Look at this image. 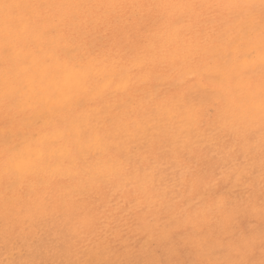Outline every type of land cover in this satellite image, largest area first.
Listing matches in <instances>:
<instances>
[{
    "label": "rangeland",
    "instance_id": "rangeland-1",
    "mask_svg": "<svg viewBox=\"0 0 264 264\" xmlns=\"http://www.w3.org/2000/svg\"><path fill=\"white\" fill-rule=\"evenodd\" d=\"M263 116L264 0H0V264H264Z\"/></svg>",
    "mask_w": 264,
    "mask_h": 264
},
{
    "label": "bare ground",
    "instance_id": "bare-ground-1",
    "mask_svg": "<svg viewBox=\"0 0 264 264\" xmlns=\"http://www.w3.org/2000/svg\"><path fill=\"white\" fill-rule=\"evenodd\" d=\"M52 1H53V0H52ZM80 1H81V0H80ZM102 1H103V0H102ZM121 1H123V0H121ZM136 1H137V0H136ZM138 1H140V0H138ZM216 1H217V0H216ZM227 1H228V0H227ZM17 2H18V1H17ZM75 2H76V1H75ZM110 2H111V1H110ZM152 2H153V1H152ZM188 2H189V1H188ZM196 2H197V1H196ZM208 2H209V1H208ZM114 3H115V2H114ZM114 3H113V4H114ZM131 3H132V1H131ZM143 3H144V2H143ZM169 3H170V2H169ZM184 3H185V2H184ZM190 3H191V2H190ZM92 4H93V3H92ZM97 4H98V3H97ZM116 4H117V2H116ZM188 4H189V3H188ZM117 5H118V4H117ZM126 5H127V4H126ZM252 5H253V4H252ZM90 6H91V5H90ZM93 6H94V5H93ZM95 6H97V5H95ZM113 6H114V5H113ZM133 6H134V5H133ZM166 6H167V5H166ZM186 6H187V5H186ZM204 6H205V5H204ZM86 7H87V6H86ZM110 7H111V6H110ZM173 7H174V6H173ZM207 7H208V6H207ZM207 7H206V8H207ZM65 8H66V7H65ZM170 8H171V7H170ZM208 8H209V7H208ZM231 8H232V7H231ZM241 8H242V7H241ZM241 8H240V9H241ZM71 9H72V7H71ZM83 9H84V8H83ZM105 9H106V8H105ZM172 9H173V8H172ZM242 9H243V8H242ZM57 10H59V9H57ZM63 10H64V9H63ZM109 10H110V9H109ZM112 10H113V9H112ZM184 10H185V9H184ZM169 12H170V11H169ZM108 13H109V12H108ZM148 13H150V11H149ZM173 13H174V12H173ZM190 13H191V12H190ZM83 14H84V13H83ZM152 14H153V13H152ZM176 14H177V12H176ZM179 14H180V13H179ZM179 14H178V15H179ZM223 14H225V13H223ZM223 14H222V15H223ZM189 15H190V14H189ZM235 15H236V14H235ZM99 16H100V15H99ZM168 17H169V16H168ZM216 17L218 18V16H215V18H216ZM230 17H231V16H230ZM102 18H103V17H102ZM150 18H151V17H150ZM190 18H191V17H190ZM215 18H214V19H215ZM227 18H228V17H227ZM107 19H108V18H107ZM132 19H133V17H132ZM123 20H124V19H123ZM133 20H134V19H133ZM49 21H50V20H49ZM98 21H99V20H98ZM110 21H111V20H110ZM227 21H228V20H227ZM258 22H259V21H258ZM222 23H223V22H222ZM192 24H193V23H192ZM143 25H144V24H143ZM160 25H162V24H160ZM185 25H186V24H185ZM151 26H153V25H151ZM205 26H206V25H205ZM249 26H251V25H249ZM183 27H184V26H183ZM187 27H188V26H187ZM187 27H186V28H187ZM199 27H200V26H199ZM235 27H237V26H235ZM163 28H164V26H163ZM173 28H174V27H173ZM157 29H159V28L157 27ZM165 29H167V28H165ZM139 30H140V29H139ZM155 30H156V29H155ZM183 30H184V29H183ZM183 30H181V31H183ZM214 30H215V29H214ZM146 31H147V30H146ZM146 31H145V32H146ZM159 31H160V30H159ZM172 31H173V30H172ZM177 31H178V30H177ZM192 31H193V30H192ZM196 31H197V30H196ZM241 31H242V29H241ZM256 31H258V30H256ZM155 32H156V31H155ZM173 32H174V31H173ZM135 33L138 34V32H135ZM169 33H170V32H169ZM139 34H140V33H139ZM188 34H189V32H188ZM204 34H205V33H204ZM128 35H129V34H128ZM144 35H145V34H144ZM148 35H149V34H148ZM151 35H152V34H151ZM155 35H156V34H155ZM158 35H159V33H158ZM172 35H173V33H172ZM186 35H187V34H186ZM215 35H216V34H215ZM140 36H141V35H140ZM165 36H166V35H165ZM128 37H129V36H128ZM130 37H131V36H130ZM141 37H142V36H141ZM153 37H154V35H153ZM153 37H150V38H153ZM156 37H157V36H156ZM159 37H161V36H159ZM176 37H177V36H176ZM176 37H175V39H176ZM189 37H190V36H189ZM191 37H192V36H191ZM197 37H198V35H197ZM133 38H134V37H133ZM144 38H145V37H144ZM157 38H158V37H157ZM161 38H162V37H161ZM168 38H169V37H168ZM181 38H182V37H181ZM9 39H10V38H9ZM131 39H132V38H131ZM146 39H147V38H146ZM162 39H163V38H162ZM169 39H171V36H170ZM195 39H196V38H195ZM205 39H206V38H205ZM248 39H249V38H248ZM150 40H151V39H150ZM141 41H143V40H141ZM155 41H156V40H155ZM158 41H160V40H158ZM172 41H173V40H172ZM181 41H182V40H181ZM189 41H190V40H189ZM192 41H194V39H193ZM162 42H163V40H162ZM201 42H202V41H201ZM128 43H129V41H128ZM147 43H150V42H147ZM154 43H155V42H154ZM158 43H159V42H158ZM163 44H165V42H164ZM163 44H162V45H163ZM169 44H170V43H169ZM204 44H205V43H204ZM208 44H209V43H208ZM155 45H156V44H155ZM157 45H158V44H157ZM159 45H160V44H159ZM181 45H182V44H181ZM196 45H197V44H196ZM257 45H258V44H257ZM137 46H138V45H137ZM139 46H140V45H139ZM150 46H151V45H150ZM160 46H161V45H160ZM21 47H22V46H21ZM145 47H147V46H145ZM152 47H153V45H152ZM154 47H155V46H154ZM154 47H153V48H154ZM161 47H162V46H161ZM166 47H167V46H166ZM177 47H179V46H177ZM136 48H137V47H136ZM181 48H182V47H181ZM181 48H179V49H181ZM140 49H141V48H140ZM143 49H144V47H143ZM143 49H142V52H143ZM148 49H149V48H148ZM158 49H159V48H158ZM162 49H163V48H162ZM162 49H161V50H162ZM167 49H168V48H167ZM146 50H147V49H146ZM153 51H155V50H153ZM164 51H165V49H164ZM167 51H168V50H167ZM195 51H196V50H195ZM126 52H127V51H126ZM140 52H141V51H140ZM157 52H159V51H157ZM186 52H187V51H186ZM110 53H111V52H110ZM130 53H131V52H130ZM161 53H163V52H161ZM164 53H165V52H164ZM166 53H167V52H166ZM143 54H144V53H143ZM179 54H180V53H179ZM223 54H224V53H223ZM110 56H111V55H110ZM135 56H136V55H135ZM135 56H134V58H135ZM139 56H140V55H139ZM145 56H146V55H145ZM147 56H148V55H147ZM154 56H155V55H154ZM170 56H171V55H170ZM189 56H190V55H189ZM131 57H133V56H131ZM150 57H151V56H150ZM150 57H149V58H150ZM162 57H163V55H162ZM194 58H195V57H194ZM136 59H137V57H136ZM140 59H141V58H140ZM161 59H162V58H161ZM132 60H133V59H132ZM146 62H147V61H146ZM208 62H209V61H208ZM112 64H113V63H112ZM120 64H121V63H120ZM135 64H136V63H135ZM164 64H165V63H164ZM178 65H179V64H178ZM244 65H245V64H244ZM94 66H95V65H94ZM132 66H133V65H132ZM241 66H242V64H241ZM110 67H111V66H110ZM117 67H118V66H117ZM138 67H139V66H138ZM148 67H149V66H148ZM174 68H175V67H174ZM181 68H182V67H181ZM247 68H249V67H247ZM121 70H122V69H121ZM150 70H151V69H150ZM89 71H90V70H89ZM89 71H87V72H89ZM185 71H186V70H185ZM129 72H132V71H129ZM135 72H136V70H135ZM167 72H168V71H166V73H167ZM182 72H183V71H182ZM91 73H92V72H91ZM96 73H98V71H96ZM109 73H110V72H109ZM200 73H202V72H200ZM205 73H206V72L204 71V74H205ZM105 74H106V73H105ZM180 74H181V73H180ZM93 75H94V74H93ZM119 75H120V74H119ZM135 75H136V74H135ZM144 75H146V74H144ZM258 75H259V74H258ZM102 76H103V75H102ZM102 76H101V77H102ZM129 76H130V75H129ZM174 76H175V75H174ZM188 76H189V75H188ZM224 76H225V75H224ZM99 77H100V76H99ZM101 77H100V78H101ZM146 77H147V76H146ZM172 77H173V76H172ZM191 78H192V77H191ZM142 79H143V78H142ZM200 79H201V78H200ZM239 79H240V78H239ZM6 80H7V79H6ZM98 80H99V79H98ZM107 80H108V79H107ZM107 80H106V81H107ZM132 80H133V79H132ZM132 80H129V81H132ZM191 80H195V79H191ZM99 81H100V80H99ZM111 81H112V80H111ZM165 81H166V80H165ZM240 81H242V80H240ZM97 82H98V81H97ZM163 82H164V81H163ZM189 82H191V81H189ZM189 82H188V83H189ZM216 82H217V81H216ZM120 83H121V82H120ZM127 83H128V85H131V82H130V83L127 82ZM137 83H138V81H137ZM158 83H159V82H158ZM221 83H222V82H221ZM145 84H146V83H145ZM147 84H148V83H147ZM150 84H151V83H150ZM156 84H157V83H156ZM184 84H185V83H184ZM184 84H183V85H184ZM222 84H223V83H222ZM52 85H53V84H52ZM102 85H103V84H102ZM121 85H122V84H121ZM124 85H125V84H124ZM139 85H140V84H139ZM154 85H155V84H154ZM154 85H152V86L154 87ZM157 85H159V84H157ZM166 85H167V84H166ZM186 85H187V84H186ZM104 86H105V84H104ZM126 86H127V85H126ZM144 86H145V85H144ZM190 86H191V84H190ZM34 87H35V86H34ZM131 87H132V86H131ZM133 87L136 88V86H133ZM137 87H138V86H137ZM145 87H146V86H145ZM145 87H144V89H145ZM180 87H181V86H180ZM105 88H106V86H105ZM108 88H109V87H108ZM120 88H121V86H120ZM135 88H134V89H135ZM139 88H140V87H139ZM175 88H176V87H175ZM128 89H129V88L127 87V90H128ZM149 89H150V88H149ZM163 89H164V88H163ZM248 89H249V88H248ZM105 90H106V89H105ZM121 90H122V89H121ZM129 90H130V89H129ZM139 90H140V89H139ZM161 90H162V89H161ZM177 90H178V89H177ZM227 90H228V89H227ZM257 90H258V89H257ZM26 91H27V90H26ZM57 91H58V90H57ZM122 91H123V90H122ZM130 91H131V90H130ZM143 91H144V90H143ZM152 91H153V88H152ZM210 91H211V90H210ZM102 92H104V91H102ZM110 92H111V91H110ZM123 92H124V91H123ZM159 92H160V91H159ZM178 92H179V91H178ZM229 92H231V91H229ZM255 92H256V91H255ZM79 93H80V92H79ZM83 93H84V92H83ZM146 93H147V92H146ZM152 93H153V92H152ZM152 93H151V94H152ZM156 93H157V92H156ZM160 93H161V92H160ZM160 93H159V94H160ZM54 94H56V93H54ZM72 94H73V93H72ZM128 94H129V93H128ZM227 94H228V93H227ZM42 95H43V94H42ZM78 95H80V94H78ZM83 95H85V94H83ZM97 95H99V94H97ZM108 95H109V94H108ZM130 95H131V93H130ZM130 95H129V96H130ZM132 95H133V94H132ZM132 95H131V96H132ZM136 95H137V94H136ZM157 95H158V94H157ZM51 96H52V94H51ZM112 96H113V95H112ZM142 96H143V95H142ZM73 97H75V96H73ZM76 97H77V96H76ZM80 97H82V96H80ZM85 97H86V95H85ZM101 97H102V96H101ZM104 97H105V95H104ZM104 97H103V98H104ZM115 97H116V95H115ZM164 97H165V96H164ZM233 97H234V96H233ZM34 98H35V97H34ZM34 98H33V99H34ZM71 98H72V97H71ZM90 98H92V97H90ZM122 98H123V97H122ZM192 98H193V97H192ZM78 99H79V98H78ZM106 99H107V97H106ZM132 99H133V98H132ZM185 99H186V98H185ZM227 99H228V98H227ZM98 100H99V99H98ZM122 100H123V99H122ZM156 100H157V99H155V101H156ZM113 101H114V100H113ZM116 101H117V99H116ZM128 101H129V100H128ZM151 101H152V100H151ZM97 102H98V101H97ZM133 102H134V101H133ZM133 102H132L131 104H133ZM140 102H141V101H140ZM148 102H149V101H148ZM148 102H147V103H148ZM152 102H153V101H152ZM226 102H227V100H226ZM36 103H37V102H36ZM87 103H88V102H87ZM87 103H86V104H87ZM89 103H90V102H89ZM108 103H109V102H108ZM115 103H116V102H115ZM46 104H47V103H46ZM90 104H91V103H90ZM164 104H165V103H164ZM256 104H257V103H256ZM44 105H45V104H44ZM111 105H112V104H111ZM192 105H193V104H192ZM38 106H39V105H38ZM145 106H146V105H145ZM84 107H85V106H84ZM97 107H98V106H97ZM134 107H135V106H134ZM23 108H24V107H23ZM77 108H79V107H77ZM81 108H83V107H81ZM148 108H149V107H148ZM148 108L146 109V111L149 110ZM194 108H195V107H194ZM49 109H51V108L49 107ZM85 109H86V108H85ZM96 109H97V108H96ZM186 109H187V108H186ZM75 110H76V109H75ZM75 110L72 112V114L75 112ZM110 110H111V109H110ZM134 110H135V108H134ZM134 110H133V111H134ZM141 110H142V109H141ZM34 111H35V110H34ZM43 111H44V110H43ZM43 111H42V112H43ZM64 111H65V110H64ZM99 111H100V110H99ZM152 111H153V109H152ZM39 112H41V111H39ZM47 112H48V111H47ZM60 112H61V111H60ZM76 112H77V111H76ZM76 112H75V113H76ZM78 112H80V111H78ZM100 112H101V111H100ZM100 112H99V113H100ZM111 112H112V111H111ZM111 112H110V113H111ZM57 113H58V112H57ZM67 113H68V112H67ZM75 113H74V115H75ZM113 113H114V112H113ZM113 113H112V114H113ZM141 113H142V112H141ZM143 113H144V112H143ZM143 113H142V114H143ZM149 113H150V112H149ZM161 113H162V112H161ZM181 113H182V111H181ZM76 114H78V113H76ZM81 114H82V113H81ZM117 114H118V113H117ZM133 114H135V113H133ZM146 114H147V113H146ZM47 115H48V114H47ZM59 115H60V114H59ZM70 115H71V114H70ZM70 115H68V116H70ZM89 115H90V113H89ZM89 115H88V116H89ZM138 115H139V113H138ZM157 115H158V114H157ZM181 115H182V114H181ZM247 115H248V114H247ZM78 116H79V114H78ZM121 116H122V115H121ZM100 117H101V116H100ZM133 117H135V116L133 115ZM150 117H151V116H150ZM157 117H158V116H157ZM159 117H160V116H159ZM253 117H256V116H253ZM263 117H264V116H263ZM11 118H12V117H11ZM93 118H94V117H93ZM102 118H103V117H102ZM48 119H49V118H48ZM48 119H47V120H48ZM61 119L63 120L64 118H61ZM123 119H124V118H123ZM126 119H127V118H126ZM133 119H134V118H133ZM143 119H144V118H143ZM180 119H181V118H180ZM67 120L69 121V119H67ZM67 120H66V122H67ZM92 120H93V119H92ZM116 120H117V119H116ZM129 120H130V119H129ZM129 120H128V121H129ZM136 120H137V119H136ZM170 120H172V119H170ZM177 120H178V119H176L175 122H177ZM75 121H76V120H75ZM32 122H33V121H32ZM43 122H44V121H43ZM85 122H86V121H85ZM90 122H91V121H90ZM145 122H146V121H145ZM175 122H174V123H175ZM189 122H190V121H189ZM104 123H106V122L104 121ZM104 123H103L102 125H104ZM140 123H141V122H140ZM151 123H152V122H151ZM151 123H150V124H151ZM235 123H236V122H235ZM241 123H243V122H241ZM250 123H251V122H250ZM250 123H249V124H250ZM73 124H74V123H73ZM81 124H82V123H81ZM88 124H89V123H88ZM111 124H112V123H111ZM113 124H116V123H113ZM118 124H119V123H118ZM165 124H166V123H165ZM42 125H43V124H42ZM44 125H45V124H44ZM93 125H94V124H93ZM107 125H108V124H107ZM139 125H140V124H139ZM151 125H152V124H151ZM163 125H164V124H163ZM134 126H135V125H134ZM154 126H155V124H154ZM160 126H161V125H160ZM178 126H180V124H179ZM85 127H86V126H85ZM100 127H101V126H100ZM129 127H130V126H129ZM129 127H127V128H129ZM141 127H142V126H141ZM145 127H146V126H145ZM158 127H159V126H158ZM175 127H176V126H175ZM175 127H174V128H175ZM105 128H106V127H105ZM107 128H110V127H107ZM111 128H112V127H111ZM113 128H114V127H113ZM146 128H147V127H146ZM84 129H85V128H84ZM84 129H83L82 131H84ZM117 129H118V128H117ZM117 129H116V130H117ZM139 129H140V127H139ZM155 129H156V128H155ZM167 129H168V128H167ZM105 130H106V129H105ZM109 130H110V129H109ZM144 130H146V129H144ZM184 130H186L185 127H184ZM190 130H191V129H190ZM77 131H78V130H77ZM80 131H81V129H80ZM82 131H81V132H82ZM106 131H108V130H106ZM141 131H142V130H141ZM4 132H5V131H3V133H4ZM13 132H14V134H15V131H13ZM13 132H12V133H13ZM81 132H80V133H81ZM94 132H96V131H93L92 133H94ZM159 132H160V131H159ZM159 132H158V133H159ZM168 132H169V131H168ZM182 132H183V131H182ZM23 133H24V132H23ZM43 133H44V132H43ZM120 133H121V132H120ZM155 133H156V132H155ZM170 133H171V131H170ZM174 133H175V132H174ZM77 134H78V133H77ZM77 134H76V135H77ZM107 134H108V133H107ZM107 134H105V132H104V136H106ZM130 134H131V133H130ZM146 134H147V133H146ZM148 134H149V133H148ZM151 134H152V133H151ZM159 134H160V133H159ZM41 135H42V134H41ZM46 135H48V134H46ZM78 135H79V134H78ZM80 135H81V134H80ZM116 135H117V134H116ZM125 135H126V134H125ZM131 135H132V134H131ZM149 135H150V134H149ZM152 135H153V134H152ZM99 136H100V135H99ZM137 136H138V135H137ZM137 136H136V137H137ZM141 136H142V135H141ZM141 136H140V137H141ZM160 136H161V135H160ZM170 136H171V135H170ZM190 136H191V135H190ZM38 137H39V136H38ZM38 137H37V139H38ZM75 137H76V136H75ZM101 137H102V136H101ZM123 137H124V136H123ZM154 137H155V136H154ZM163 137H164V135H163ZM249 137H250V136H249ZM18 138H19V137H18ZM39 138H40V137H39ZM70 138H72V137H70ZM70 138H69V139H70ZM73 138H74V137H73ZM80 138H81V137H80ZM83 138H84V137H83V135H82V139H83ZM168 138L170 139L171 137H168ZM168 138H165L164 141H165L166 139H168ZM178 138H179V137H178ZM28 139H29V136H28ZM87 139H88V138H87ZM129 139H130V138H129ZM18 140H19V139H18ZM32 140H33V139H32ZM38 140H41V138L38 139ZM45 140H47V139H45ZM84 140H85V139H84ZM89 140H90V139H89ZM97 140H98V139H97ZM107 140H108V139H107ZM114 140H115V139H114ZM114 140H113V141H114ZM130 140H134V139H130ZM149 140H150V139H149ZM172 140H173V139H172ZM60 141H61V140H60ZM60 141H58V142H60ZM76 141H78V140H76ZM76 141H75V142H76ZM87 141H88V140H87ZM90 141H91V140H90ZM122 141H124V140H122ZM161 141H162V139H161ZM168 141H169V140H168ZM189 141H190V140H189ZM2 142H3V141H2ZM29 142H30V141H29ZM82 142H84V141H82ZM88 142H89V141H88ZM111 142H112V141H111ZM120 142H121V141H120ZM128 142H129V141H128ZM128 142H125V143L128 144ZM148 142H149V141H148ZM154 142H155V141H154ZM154 142H152V143H154ZM158 142H159V140H158ZM36 143H37V142H35V144H36ZM80 143H81V142H80ZM96 143H97V142H96ZM112 143H113V142H112ZM114 143H116V142H114ZM114 143H113V144H114ZM118 143H119V142H118ZM118 143H117V144H118ZM143 143H144V142H143ZM25 144H26V143H25ZM27 144H28V143H27ZM27 144H26V145H27ZM41 144H43V143H41ZM67 144H68V143H67ZM94 144H95V143H94ZM100 144H101V143H100ZM52 145H53V144H52ZM57 145H58V144H57ZM75 145H76V144H75ZM75 145H74V146H75ZM81 145H82V144H81ZM88 145H89V144H88ZM118 145H119V144H118ZM135 145H136V144H135ZM164 145H165V144H164ZM244 145H245V144H244ZM27 146H28V145H27ZM49 146H50V145H49ZM55 146H56V145H55ZM64 146H65V144H64ZM64 146H63V147H64ZM67 146H68V145H67ZM82 146H83V145H82ZM111 146H112V145H111ZM132 146H133V145H132ZM150 146L153 147V145H150ZM160 146H161V144H160ZM167 146H169V145H167ZM179 146H180V145H179ZM179 146H178V147H179ZM8 147H9V146H8ZM10 147H11V146H10ZM31 147H32V146H31ZM36 147H39V146H38V143H37V146H36ZM53 147H54V146H53ZM60 147H61V146H60ZM69 147H70V146H69ZM96 147H97V146H96ZM109 147H110V146H109ZM114 147H115V146H114ZM130 147H131V145H130ZM130 147H129V148H130ZM140 147H141V146H140ZM243 147H244V146H243ZM19 148H20V147H19ZM71 148H72V150H73V146H72ZM76 148H77V147H76ZM81 148H82V147H81ZM99 148L101 149L102 146L99 147ZM121 148H122V147H121ZM138 148H139V147H138ZM172 148H174V147H172ZM29 149H30V148H29ZM42 149H44V148H42ZM149 149H150V148H149ZM149 149H146V150H149ZM153 149H154V148H153ZM170 149H171V148H170ZM22 150H24V149H22ZM107 150H108V149H107ZM136 150H137V149H136ZM136 150H135V151H136ZM146 150H145V151H146ZM155 150H156V148H155ZM165 150H166V149H165ZM171 150H172V149H171ZM12 151H13L12 149H7V148H6V149H3V152H5L6 154H10ZM19 151H20V149H19ZM62 151H63V150H62ZM85 151H86V150H85ZM85 151H84V153H85ZM99 151H102V150H99ZM120 151H122V149H121ZM128 151H129V150H128ZM130 151H131V150H130ZM163 151H164V150H163ZM163 151H162V152H163ZM51 152H52V151H51ZM68 152H69V150H68ZM70 152H71V151H70ZM109 152H110V151H109ZM112 152H113V151H112ZM123 152H126V154H127V151H123ZM147 152H148V151H147ZM151 152H152V150H151ZM13 153H14V151H13ZM76 153H77V152H76ZM84 153H83V154H84ZM99 153H100V152H99ZM137 153H138V152H137ZM46 154H47V153H46ZM152 154H153V153H152ZM162 154H163V153H162ZM180 154H181V153H180ZM182 154H183V153H182ZM74 155H75V154H74ZM76 155H78V154H76ZM76 155H75V157H76ZM112 155H113V154H112ZM112 155H111V156H112ZM116 155L119 156L117 153H116ZM116 155H115V156H116ZM13 156H14V154H13ZM60 156H61V155H60ZM79 156H81V155H79ZM86 156H87V155H86ZM88 156H89V155H88ZM143 156H144V155H143ZM159 156H162V155H159ZM166 156H167V155H166ZM40 157H41V156H40ZM56 157H57V156H56ZM67 157L69 158V156H67ZM99 157H101V156H99ZM112 157H113V156H112ZM151 157H153V156L151 155ZM155 157H156V156H155ZM169 157H170V155H169ZM183 157H184V155H183ZM5 158H6V157H5ZM7 158H8V157H7ZM68 158H67V159H68ZM78 158H80V157H78ZM85 158H86V157H84V159H85ZM93 158H94V157H93ZM96 158H98V157H96ZM106 158H107V157H106ZM119 158H120V157H118V159H119ZM147 158L149 159V157H147ZM167 158H168V157H167ZM42 159H43V158H42ZM51 159H52V158H51ZM51 159H50V160H51ZM53 159H54V158H53ZM81 159H82V158H81ZM137 159H138V158H137ZM39 160H40V158H38V161H39ZM55 160H57V162L59 161L58 158L55 159ZM72 160H73V159H72ZM122 160H123V159H121V163H122ZM163 160H166V158L163 159ZM168 160H169V159H168ZM41 161H42V160H41ZM64 161H65V160H64ZM64 161H63V162H64ZM67 161H68V160H67ZM67 161H66V162H67ZM149 161H150V160H149ZM166 161H167V160H166ZM3 162H4V161H3ZM5 162H7V161H5ZM31 162H32V161H31ZM59 162H60V161H59ZM59 162H58V163H59ZM78 162H79V161H78ZM78 162H77V164H78ZM82 162H84V161H82ZM85 162H86V161H85ZM155 162H157V161H155ZM29 163H30V162H29ZM49 163H50V162H49ZM74 163H76V162H74ZM88 163H89V161H88ZM130 163H131V162H130ZM134 163H135V161H134ZM150 163H151V161H150ZM164 163H165V162H164ZM6 164H7V163H6ZM15 164H17V163H15ZM21 164H22V163H21ZM72 164H73V163H72ZM83 164H84V163H83ZM83 164H82V165H83ZM11 165H12V164H11ZM45 165H46V163H45ZM62 165H63V164H62ZM78 165H80V164H78ZM109 165H110V164H109ZM109 165H108V167H109ZM115 165H117V164H115ZM115 165H114V166H115ZM22 166H25V165L22 164ZM22 166H21V167H22ZM57 166H58V164H57ZM69 166H70V165H69ZM73 166H74V165H73ZM85 166H87V165H85ZM85 166H84V167H85ZM138 166H139V165H138ZM147 166H148V165H147ZM46 167H47V166H46ZM97 167H98V166H97ZM3 168H4V167H3ZM17 168H18V167H17ZM66 168H68V167L66 166ZM69 168H70V167H69ZM79 168H80V166H79ZM139 168H140V167H139ZM159 168H160V167H159ZM159 168H158V170H159ZM168 168H169V166H168ZM43 169H44V168H43ZM77 169H78V168H77ZM102 169H103V168H102ZM108 169H109V168H108ZM127 169H128V168H127ZM146 169H147V168H146ZM160 169H161V168H160ZM13 170H15V168H14ZM61 170H63V169H61ZM70 170H71V169H70ZM9 171H10V170H9ZM91 171H92V170H91ZM97 171H100V170H97ZM130 171H131V170H130ZM57 172H58V171H57ZM78 172H79V171H78ZM86 172H87V169H86ZM86 172H85V173H86ZM103 172H104V171H103ZM131 172H132V171H131ZM7 173H8V172H7ZM45 173H46V172H45ZM48 173H49V171H48ZM80 173H81V172H80ZM85 173H84V174H85ZM95 173H96V172H95ZM113 173H114V172H113ZM125 173H126V171H125ZM138 173H139V172H138ZM67 174H68V173H67ZM84 174H83V176H84ZM103 174H104V173H103ZM111 174H112V173H111ZM116 174H117V173H116ZM122 174H123V172H122ZM156 174H157V172H156ZM77 176H78V175H77ZM83 176H82V177H83ZM98 176H99V175H98ZM98 176H97V177H98ZM138 176H139V175H138ZM78 177H79V176H78ZM116 177H117V176H116ZM116 177H115V178H116ZM163 177H164V176H163ZM163 177H162V178H163ZM88 178H89V177H88ZM90 178H91V177H90ZM160 178H161V177H160ZM168 178H169V177H168ZM38 179H39V178H38ZM49 179H50V178H49ZM66 179H67V178H66ZM96 179H97V178H96ZM117 179H118V178H117ZM127 179H128V178H127ZM166 179H167V178H166ZM5 180H6V179H4V181H5ZM9 180H12V179H9ZM77 180H78V178H77ZM92 180H93V179H92ZM103 180H104V179H103ZM144 180H145V179H144ZM4 181H3V182H4ZM23 181H24V180H23ZM37 181H38V180H37ZM98 181H99V180H98ZM137 181H139V180H137ZM35 182H36V181H35ZM81 182H82V181H81ZM86 182H87V181H86ZM133 182H134V181H133ZM4 183H5V182H4ZM112 183H113V182H112ZM126 183H127V181H126ZM161 183H162V182H161ZM161 183H160V184H161ZM70 184H71V183H70ZM94 184H95V183H94ZM99 185H100V183H99ZM158 185H159V184H158ZM162 185H163V184H162ZM169 185H170V184H169ZM3 186H4V185H3ZM3 186H0V197L4 196V193H5V189H4ZM61 186H62V185H61ZM74 186H75V185H74ZM104 186H106V185H104ZM104 186H103V187H104ZM136 186H137V185H136ZM22 187H23V186H22ZM111 187H112V186H111ZM133 187H134V186H133ZM84 188H86V186H85ZM109 188H110V187H109ZM172 188H173V187H172ZM23 189H24V188H23ZM92 189H93V187H92ZM164 189H165V188H164ZM73 190H74V189H73ZM80 190H81V189H80ZM110 190H111V189H110ZM174 190H175V188H174ZM174 190H173V191H174ZM83 191H84V190H83ZM87 191H88V190H87ZM170 191H171V190H170ZM232 191H233V190H232ZM6 192H7V191H6ZM22 192H23V190H22ZM66 192H67V191H66ZM162 192H163V191H162ZM162 192H161V193H162ZM167 192H168V191H167ZM87 193H88V192H87ZM178 193H179V192H178ZM61 194H62V193H61ZM89 194H90V193H89ZM157 194H158V193H157ZM82 195H84V194H82ZM90 195H91V194H90ZM72 196H73V195H72ZM5 197H6V196H5ZM174 197H176V195H175ZM83 198H84V197H83ZM96 198H97V197H96ZM162 199H163V198H162ZM168 199H169V198H168ZM73 200H75V199H73ZM76 200H77V199H76ZM75 202H76V201H75ZM164 202H165V201H164ZM164 205H165V204H164ZM94 207H95V206H94ZM120 212H121V211H120ZM129 212H130V211H129ZM116 216H117V215H116ZM118 226H119V225H118Z\"/></svg>",
    "mask_w": 264,
    "mask_h": 264
}]
</instances>
